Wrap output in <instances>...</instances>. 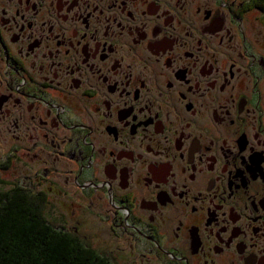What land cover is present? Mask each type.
Listing matches in <instances>:
<instances>
[{
    "label": "flooded vegetation",
    "instance_id": "1",
    "mask_svg": "<svg viewBox=\"0 0 264 264\" xmlns=\"http://www.w3.org/2000/svg\"><path fill=\"white\" fill-rule=\"evenodd\" d=\"M0 152L107 263L264 264V0H0Z\"/></svg>",
    "mask_w": 264,
    "mask_h": 264
},
{
    "label": "trees",
    "instance_id": "2",
    "mask_svg": "<svg viewBox=\"0 0 264 264\" xmlns=\"http://www.w3.org/2000/svg\"><path fill=\"white\" fill-rule=\"evenodd\" d=\"M6 184L0 179V225L9 236L0 249V264H110L78 238L49 224L39 198L13 187V180L8 189H1Z\"/></svg>",
    "mask_w": 264,
    "mask_h": 264
},
{
    "label": "rangeland",
    "instance_id": "3",
    "mask_svg": "<svg viewBox=\"0 0 264 264\" xmlns=\"http://www.w3.org/2000/svg\"><path fill=\"white\" fill-rule=\"evenodd\" d=\"M4 157H5V154H3V152H0V159H4ZM13 178H14V175L12 177V170L7 169L4 171L1 169V166H0V179L7 183L6 184L7 186L1 187V189L2 188L8 189L10 187V180H13ZM82 220H83L84 226H85L84 227L85 233H84V231H82L83 228L80 227V234H81V236L86 235L88 238H90L92 235V231H93L92 229L94 227V224L92 223V220H91V216L90 215L86 216L85 212H84ZM125 264H129V263L125 262Z\"/></svg>",
    "mask_w": 264,
    "mask_h": 264
},
{
    "label": "snow or ice",
    "instance_id": "4",
    "mask_svg": "<svg viewBox=\"0 0 264 264\" xmlns=\"http://www.w3.org/2000/svg\"><path fill=\"white\" fill-rule=\"evenodd\" d=\"M6 239H9L8 231L5 229L3 225H0V249H3L5 247ZM9 243H11V240H9Z\"/></svg>",
    "mask_w": 264,
    "mask_h": 264
}]
</instances>
